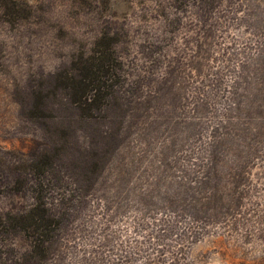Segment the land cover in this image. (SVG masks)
Instances as JSON below:
<instances>
[{"label":"rangeland","instance_id":"374dc122","mask_svg":"<svg viewBox=\"0 0 264 264\" xmlns=\"http://www.w3.org/2000/svg\"><path fill=\"white\" fill-rule=\"evenodd\" d=\"M13 1L0 214L55 232L2 234L0 264H264V0ZM101 37L118 72L81 119L57 76Z\"/></svg>","mask_w":264,"mask_h":264},{"label":"trees","instance_id":"16d2710c","mask_svg":"<svg viewBox=\"0 0 264 264\" xmlns=\"http://www.w3.org/2000/svg\"><path fill=\"white\" fill-rule=\"evenodd\" d=\"M15 1L0 0V7L4 11L16 16ZM97 51L86 58H74L68 71L58 74V85L69 92L68 103L76 110L81 119H93L101 111L104 93L113 86V77L118 72L115 61L113 44L104 37L96 43ZM99 54L98 57L94 56ZM9 231L22 234L32 244V250L38 254H45L46 243L55 232V219L45 209L37 204L33 210L26 214L3 213L0 214V236Z\"/></svg>","mask_w":264,"mask_h":264}]
</instances>
